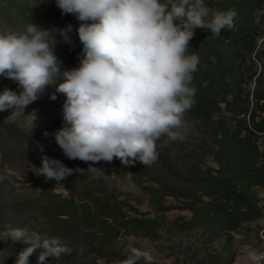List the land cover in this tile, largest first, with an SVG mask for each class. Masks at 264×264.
<instances>
[{
  "label": "clouds",
  "instance_id": "obj_1",
  "mask_svg": "<svg viewBox=\"0 0 264 264\" xmlns=\"http://www.w3.org/2000/svg\"><path fill=\"white\" fill-rule=\"evenodd\" d=\"M55 3L62 14H72L81 22L76 29L83 46L79 66L61 69L49 30L29 23L23 32H0V76L23 89L19 94L8 88L0 92V112L23 110L46 86L62 79L56 91L66 96V126L51 135L68 159L99 163L118 158L125 166L136 161L150 166L159 157L156 142L162 136L172 141L183 139L179 131L183 117L195 103L192 81L199 57L188 51L194 30L207 29L219 37L221 30L234 29L236 11L211 9L204 0ZM56 30V36L71 42L72 25ZM49 135L44 133L46 138ZM32 171L46 181L55 180L56 185L75 173H102L92 166L68 168L47 156L42 158V166H33ZM9 239L25 245L15 264H29L37 249H41L37 264L71 254L59 237L43 238L27 227L6 228L0 240ZM261 257L264 253L252 256L257 264Z\"/></svg>",
  "mask_w": 264,
  "mask_h": 264
},
{
  "label": "trees",
  "instance_id": "obj_2",
  "mask_svg": "<svg viewBox=\"0 0 264 264\" xmlns=\"http://www.w3.org/2000/svg\"><path fill=\"white\" fill-rule=\"evenodd\" d=\"M204 2L212 9H234L237 13L234 29L221 30V35L216 37L210 30L197 28L189 42V54L196 53L199 65L192 81L196 89L195 103L185 116L194 120L202 131L203 136L199 138L202 146L207 144V138L212 139L204 155L194 153L191 144L183 141L157 148L159 157L150 166L139 161L125 166L118 158L112 162L93 163L68 159L53 135L23 137L22 151L27 157L25 177L46 188L45 198L32 201L29 208L49 223L50 235L88 234L85 245L72 251L62 264H79L83 255L106 256L110 243L121 234L154 237L162 221L157 216L127 214L123 201L97 173L68 176L61 184L70 190L69 195L55 191V180L44 183L45 177L32 171L33 166H42L44 156L57 159L72 169H88L89 166L100 169L109 165L113 171L129 175L135 181L153 180L168 192L196 197L182 205L193 215L176 222L181 230L190 229L204 219L197 201L202 195L210 199L206 204L216 217L229 214L230 205L239 221L255 217L259 212L258 193L254 187L264 186V140L262 148L259 145V139L264 138V89L260 88L261 79L255 77L253 90H247L252 76L247 73L246 60L257 45L253 13L263 6L264 0ZM71 64L70 69L78 67L79 57ZM0 126L7 133L15 132L1 120ZM206 155H211L217 163L218 167L213 168L216 174L210 173L211 169L200 168V163L205 164Z\"/></svg>",
  "mask_w": 264,
  "mask_h": 264
},
{
  "label": "rangeland",
  "instance_id": "obj_3",
  "mask_svg": "<svg viewBox=\"0 0 264 264\" xmlns=\"http://www.w3.org/2000/svg\"><path fill=\"white\" fill-rule=\"evenodd\" d=\"M253 17L257 45L246 60V65L249 66L247 73L252 76L247 85L250 92L254 88L255 77L261 79L260 88L264 89V4L254 11ZM29 23L39 29L49 30V38L55 43L52 51L61 69L73 67L71 61L82 53L83 46L76 31L81 22L72 14H62L55 0H0V32H23ZM69 24L73 28L69 33L71 42L65 43L59 35L56 36V29H63ZM61 82L62 79H57L55 84L46 86L37 99L23 110L17 108L0 112V120L15 131L10 134L0 126V233L10 226L27 227L43 238L59 237L72 252L85 245L88 234L82 232L78 236H62L48 233L49 223L29 208L32 201L45 198L46 188L40 182L25 177L27 157L22 151L23 137L44 136L45 132L51 135L66 126L63 118L66 96L56 91ZM5 88L17 94L23 90L17 82L0 76V92ZM53 94L56 96L55 100L50 98ZM33 119V127L30 129ZM183 121L184 125L179 130L183 139L172 141L167 136H162L156 142L157 148L187 141L194 153L204 155L209 149L207 144H212V139L207 138V144L202 146L199 138L203 133L196 122L188 120L185 114ZM263 140V137L259 139L261 148ZM204 163L199 164L201 169H211L210 173L216 174L213 168L218 166L211 155L204 157ZM100 170L102 173H97V176L123 201V209L127 214L157 216L162 221V227L154 237L121 234L110 243L106 256L83 255L78 260L79 264H122L125 260L129 264L132 261L135 264H254L252 256L261 246V232L264 230V186L254 187L258 193L259 209L255 217L239 221L231 205L229 214L216 217L206 204L210 199L202 195V199L197 201L198 206L202 207L200 211L204 219L190 229L181 230L176 222L193 215L189 208H183L182 205L196 200V197L187 198L176 191L168 192L153 180L135 181L129 175L113 171L109 165ZM55 191L63 195L70 194V190L63 184H58ZM24 247V244L10 239L0 240V264H15ZM40 251L41 249H37L30 256L29 264H37ZM67 256H61L58 260L49 257V264H62Z\"/></svg>",
  "mask_w": 264,
  "mask_h": 264
},
{
  "label": "built area",
  "instance_id": "obj_4",
  "mask_svg": "<svg viewBox=\"0 0 264 264\" xmlns=\"http://www.w3.org/2000/svg\"><path fill=\"white\" fill-rule=\"evenodd\" d=\"M261 246L258 249V251L255 253L256 255H259L260 253H264V230L261 232ZM254 264H257V261L254 260ZM258 264H264V257H261L258 261Z\"/></svg>",
  "mask_w": 264,
  "mask_h": 264
}]
</instances>
